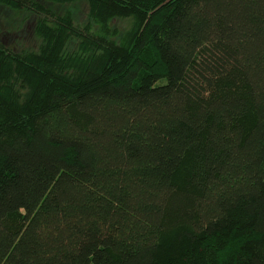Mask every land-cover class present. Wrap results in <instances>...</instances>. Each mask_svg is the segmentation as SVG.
<instances>
[{"label":"trees","instance_id":"obj_1","mask_svg":"<svg viewBox=\"0 0 264 264\" xmlns=\"http://www.w3.org/2000/svg\"><path fill=\"white\" fill-rule=\"evenodd\" d=\"M44 1L90 19L0 0V264H264V0Z\"/></svg>","mask_w":264,"mask_h":264},{"label":"rangeland","instance_id":"obj_2","mask_svg":"<svg viewBox=\"0 0 264 264\" xmlns=\"http://www.w3.org/2000/svg\"><path fill=\"white\" fill-rule=\"evenodd\" d=\"M37 1L44 2L56 12L70 9L75 16L76 22L80 25H85L89 22V7L87 1H80L71 7H57L44 0ZM36 22L37 17L34 15L25 12H16L0 6V42L14 51H21L23 49L37 50L41 41L35 33ZM111 24L114 30L111 38L116 42H120L132 28L133 19L116 18L112 20ZM94 30L98 32L99 27L94 26Z\"/></svg>","mask_w":264,"mask_h":264}]
</instances>
